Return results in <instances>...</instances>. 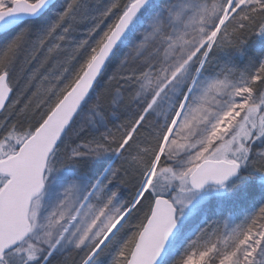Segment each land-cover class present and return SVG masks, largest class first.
Segmentation results:
<instances>
[{"label": "snow or ice", "instance_id": "6c2138e0", "mask_svg": "<svg viewBox=\"0 0 264 264\" xmlns=\"http://www.w3.org/2000/svg\"><path fill=\"white\" fill-rule=\"evenodd\" d=\"M0 264H264V0H0Z\"/></svg>", "mask_w": 264, "mask_h": 264}]
</instances>
